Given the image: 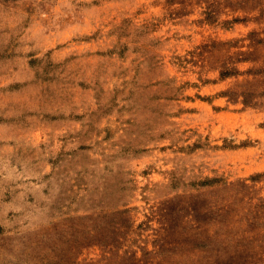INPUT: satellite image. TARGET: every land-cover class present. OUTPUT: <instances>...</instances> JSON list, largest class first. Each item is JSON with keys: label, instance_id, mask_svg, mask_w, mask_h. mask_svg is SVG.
I'll return each mask as SVG.
<instances>
[{"label": "rangeland", "instance_id": "obj_1", "mask_svg": "<svg viewBox=\"0 0 264 264\" xmlns=\"http://www.w3.org/2000/svg\"><path fill=\"white\" fill-rule=\"evenodd\" d=\"M0 264H264V0H0Z\"/></svg>", "mask_w": 264, "mask_h": 264}]
</instances>
